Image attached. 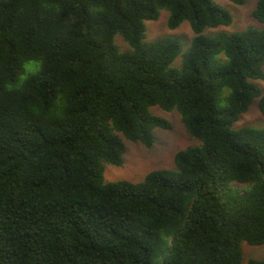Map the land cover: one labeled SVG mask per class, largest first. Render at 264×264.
<instances>
[{"label":"trees","instance_id":"obj_1","mask_svg":"<svg viewBox=\"0 0 264 264\" xmlns=\"http://www.w3.org/2000/svg\"><path fill=\"white\" fill-rule=\"evenodd\" d=\"M161 9L187 50L144 41ZM231 21L214 0H0V264H264L242 252L264 243V127L232 126L257 96L264 115V26L203 32ZM153 105L200 143L106 180L123 138L170 128Z\"/></svg>","mask_w":264,"mask_h":264},{"label":"rangeland","instance_id":"obj_2","mask_svg":"<svg viewBox=\"0 0 264 264\" xmlns=\"http://www.w3.org/2000/svg\"><path fill=\"white\" fill-rule=\"evenodd\" d=\"M226 8L232 15V21L229 25H221L217 27H207L204 29L206 34H214L218 31H236L242 30L247 26L263 27L264 24L257 21L251 16L257 0H245L243 4H235L230 0H214ZM168 11L161 9L159 17L156 20H145V36L144 41L151 42L160 37L172 36L181 42L182 51L188 49L191 37L193 35L189 22L184 20L179 26L171 29L167 26ZM115 43L120 50H128V44L123 40L120 34L114 36ZM181 63V55L177 56L172 65L179 66ZM28 65H26V68ZM264 71V65H263ZM23 77V74L20 75ZM261 92H264V79L254 80ZM259 96L255 97L248 109L243 112L239 118L233 123L234 128L242 126L264 127V115L258 108ZM154 115L167 119L170 128L155 127L153 129L154 140L151 146H146L139 141H132L123 138L125 143V152L123 153L122 165H114L105 163L104 176L106 180L115 181L126 179L133 182L141 181L145 174L153 169L167 168L175 169L174 154L177 150L187 146L197 145L200 141L191 137L180 114L176 108L164 110L159 106L153 105L149 108ZM245 184L232 183V186L241 188ZM243 260L248 258L260 259L264 257V243L260 245H250L242 242Z\"/></svg>","mask_w":264,"mask_h":264}]
</instances>
